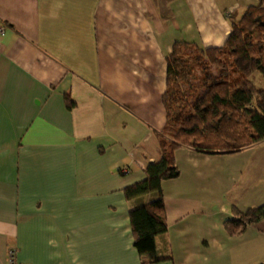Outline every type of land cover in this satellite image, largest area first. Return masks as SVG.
<instances>
[{
    "label": "crops",
    "instance_id": "1",
    "mask_svg": "<svg viewBox=\"0 0 264 264\" xmlns=\"http://www.w3.org/2000/svg\"><path fill=\"white\" fill-rule=\"evenodd\" d=\"M257 3L0 0V264L11 248L17 264L264 263V221L225 228L264 204V140L175 151L155 252L135 248L129 212L157 195H124L162 157L174 44L221 47Z\"/></svg>",
    "mask_w": 264,
    "mask_h": 264
},
{
    "label": "trees",
    "instance_id": "2",
    "mask_svg": "<svg viewBox=\"0 0 264 264\" xmlns=\"http://www.w3.org/2000/svg\"><path fill=\"white\" fill-rule=\"evenodd\" d=\"M166 61L167 123L158 136L162 157L147 166L144 180L124 189L128 201L157 195L129 212L140 254L155 252L157 237L168 231L162 183L180 175L174 155L179 147L232 153L264 140V89L255 83L256 74L264 79V0L232 21L223 46L176 42ZM261 221L264 204L245 212L234 209L225 228L235 236Z\"/></svg>",
    "mask_w": 264,
    "mask_h": 264
},
{
    "label": "built area",
    "instance_id": "3",
    "mask_svg": "<svg viewBox=\"0 0 264 264\" xmlns=\"http://www.w3.org/2000/svg\"><path fill=\"white\" fill-rule=\"evenodd\" d=\"M7 25L0 20V48H1V41L2 38L6 35L7 32ZM8 264H17L16 263V249L15 248H11L9 250V262Z\"/></svg>",
    "mask_w": 264,
    "mask_h": 264
},
{
    "label": "rangeland",
    "instance_id": "4",
    "mask_svg": "<svg viewBox=\"0 0 264 264\" xmlns=\"http://www.w3.org/2000/svg\"><path fill=\"white\" fill-rule=\"evenodd\" d=\"M255 83L262 89H264V79L259 75V74H256L255 75Z\"/></svg>",
    "mask_w": 264,
    "mask_h": 264
}]
</instances>
